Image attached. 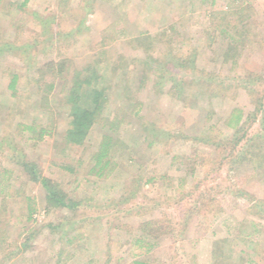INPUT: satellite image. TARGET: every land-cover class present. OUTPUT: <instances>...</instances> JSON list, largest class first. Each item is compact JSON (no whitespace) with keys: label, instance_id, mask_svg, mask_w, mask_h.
I'll return each instance as SVG.
<instances>
[{"label":"rangeland","instance_id":"rangeland-1","mask_svg":"<svg viewBox=\"0 0 264 264\" xmlns=\"http://www.w3.org/2000/svg\"><path fill=\"white\" fill-rule=\"evenodd\" d=\"M23 1L0 4V48L10 47L0 53V179L6 188L0 187V264H264V169L248 179L231 177L223 153L203 143L208 130L229 135L224 120L233 109L247 114L259 101L264 105V0H236L245 13L237 24L248 40L229 61L225 53L233 44L214 29L217 22L210 24L211 0H28L18 10ZM226 2L216 0L213 11H226L230 20L235 8ZM59 60L66 62L64 77L46 75L37 84L35 66ZM85 67L100 76L105 115L121 122L118 137L126 145L113 158L116 167L99 179L87 174L99 129L73 159L54 146L67 126L60 99L65 81ZM11 72L20 77L14 99L5 89ZM202 81L213 91L222 88L224 97L184 102L167 95L172 85L187 82L189 97ZM45 82L53 83L46 106L39 101ZM30 122L52 125L54 136L27 141L30 135L17 125ZM152 125L157 139L148 147L143 126ZM247 128L264 134V111ZM22 155L84 202L73 212H45L43 190L12 158ZM62 161L75 164L76 174L59 170L55 163ZM28 197L36 206L31 222L23 216ZM156 219L171 232L147 250L135 241L137 229ZM58 222L52 234L48 225ZM79 231L81 238L67 244ZM7 252L13 254L4 258Z\"/></svg>","mask_w":264,"mask_h":264},{"label":"trees","instance_id":"trees-1","mask_svg":"<svg viewBox=\"0 0 264 264\" xmlns=\"http://www.w3.org/2000/svg\"><path fill=\"white\" fill-rule=\"evenodd\" d=\"M27 1L28 0H24L20 5H18V10L22 9ZM215 1L216 0H211L210 7H212V9L208 13L209 21L210 24H214L215 22H217L215 23L216 26L214 24V29L216 30V28H218L219 33L223 35V37L227 36L230 39V43L233 44V46L231 47L232 50L230 52L226 51L225 58L228 61L233 60L237 51L247 48L248 39H244L246 35L242 34L243 30H240L239 25L237 24L241 21H244V9L242 6L238 7L236 5V0H227L226 7H229L231 9L235 8L233 9V14L231 15L233 16V19L228 20L225 19V17L228 16L226 11L221 10L218 13L213 11ZM3 2L4 0H0V4ZM10 6L15 7V5ZM219 13L220 15H222V18L218 17ZM56 37L57 34H54L52 37V45L56 42ZM4 45L8 46L7 44ZM28 45L22 46V48L20 49H27L26 46ZM9 48L10 47L0 48V53L8 50ZM140 64L144 65L142 62H140ZM145 64L147 65V62H145ZM65 65V60H59L57 62L49 61L42 64L41 66H35L34 69L36 70V74L38 76V81H36L37 84L41 85L42 83L40 82L44 80L43 77L46 75H49L53 80L56 76L64 77L67 72ZM94 66L95 65L91 66V68ZM118 66L119 65H117L116 67L117 69L119 68ZM90 69L85 67L82 71L75 70V72H73V75L71 76V80L65 81V88L62 90L60 99L62 98L63 104H65L66 106L65 113L67 115V126L63 132H61L60 134H56L57 141L54 142V146L56 145V151L61 156L67 155L69 158L73 159V156L78 153V150L80 151L86 146H89L86 142L90 131L93 128L99 129L101 136L100 142L98 143L95 151H93L91 154L89 160L91 167L87 173L89 177L93 176L99 179L101 178V176H103L104 171L108 170V172H110V170L116 167V163L113 161V158L120 155V152L125 149L126 145L124 146L123 139H121V137H118L121 122H119L115 116L110 117L105 115V109L108 103L106 88L104 86L102 87L100 81L101 78L98 75L97 71ZM150 69L152 70V67H150ZM19 81V74L15 72H11L9 74L8 83L5 89L7 92H9V96L13 99L18 95L17 86L19 84ZM191 83L194 84L195 82L191 81ZM198 83L199 85H197L195 91L196 93H193L191 95L189 94V97L184 95L187 89V85L189 84L187 82L186 84H184L183 82L177 84L176 86L172 85L168 89L167 95H170L171 97L177 100H182L184 102H188V99L193 100L197 99V97L200 98L201 96L202 100L206 99L207 101L212 100L218 96L221 98L224 97L222 88L218 89V91H213V89H211L209 85H205V81ZM188 86H190V84ZM44 87H46V89L42 91V95L39 101L46 106L48 103L47 101L49 100L50 91L53 89V83L45 82ZM190 90L192 91L193 89ZM52 99L55 100V98ZM196 101L195 103H197ZM195 103L193 102V104ZM258 104L259 105H256V107L253 108V111L247 112V114H245V112L239 108H235L229 113V115L224 120L225 128L230 131L228 136L223 137L220 133L214 135L212 133L213 130H208V134L206 135L207 139L205 138V140L203 141L204 144H210L211 146H213L215 153H223V155L221 156V163L225 161L224 163L228 166L229 172L233 174L231 177H233L234 175H241L242 178L248 179L250 178L249 176H252L253 174H256L264 169V134H261V132L258 131H251L250 133H248L247 130V124L249 123L250 119L256 118L264 111V105L260 103V101L258 102ZM140 110L141 106L138 105L137 114ZM47 121L52 123L53 118H50L49 116V118L47 117ZM50 126L52 125L48 124L46 126H37L34 124V122L19 123L17 125V130L18 132L25 131L30 135L27 141L42 142L46 137L54 136V129H51ZM143 128L145 136L144 140H146L147 146L149 147L154 145L157 139V127L155 125H152V127L150 128L148 126H143ZM200 141L202 142V140ZM13 151L17 150L14 149ZM1 152L3 153L5 152V150H2ZM22 157L23 159L21 158L20 160L17 159V157L12 158L16 160L14 163L18 164L22 168V172L28 176L30 181L39 185L43 190L45 212L49 213L52 210H66L69 212H73L81 203L84 202L83 200L77 201L75 197H70L68 195L69 192H66L63 189L61 183L57 180V178L43 175L42 171L35 163L24 160L25 156L23 155ZM81 164L82 163H78V165L80 166ZM55 166L59 170L65 173L67 172L71 175L76 174L77 170L79 169L77 166H75V164H64L63 161L60 163H55ZM4 172H6V170H4ZM151 180L152 179L146 182L148 183ZM4 182L5 180L0 179V187L2 186V188L6 190V188L3 187ZM3 189H0V196H2V193L4 192ZM73 191H76V187L75 189L73 188ZM242 193L244 194V196H248L247 192L244 189ZM26 200L30 204L24 212L25 215L23 213V216H26V222H31L33 221V215L36 213L35 199L33 197H28ZM1 204L2 203H0V206ZM161 223L162 221L158 219L142 222V225H139L137 229L140 236L136 238V243L145 244L147 250L154 248L156 246V239L171 232L170 229L168 230L162 228ZM61 224L59 222L57 224H49L48 229L50 232H52V234H54L55 232L57 233ZM81 235L82 234L79 231L73 237L67 239L66 243L71 245L73 241L81 238ZM28 236L29 235H27L26 238H23V241L19 243L18 247H15L16 251H20L22 247H25L29 238ZM223 243H227V241H223ZM16 253L17 252H15V254ZM6 254L7 255L4 256V258L8 255L11 256L13 253L7 252ZM135 264L145 263L136 261Z\"/></svg>","mask_w":264,"mask_h":264}]
</instances>
